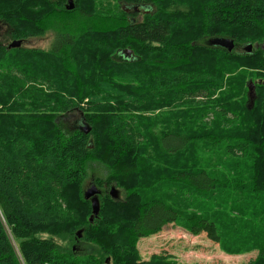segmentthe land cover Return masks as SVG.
<instances>
[{
  "label": "trees",
  "instance_id": "trees-1",
  "mask_svg": "<svg viewBox=\"0 0 264 264\" xmlns=\"http://www.w3.org/2000/svg\"><path fill=\"white\" fill-rule=\"evenodd\" d=\"M71 1L73 9L67 8L69 0H0V23L11 28L12 44L49 29L57 34L46 55L0 44V264L110 263L100 255L111 257L112 264H135L136 242L174 223L192 235L205 233L231 255L259 249L250 264H264V82L254 83L253 105L245 94V111L236 116L243 124L236 130L199 135L165 131L155 139L160 151L155 153L162 157L196 148L194 161L170 162L161 174L207 195L202 201L210 206L192 210L146 198L143 189H135L141 173L136 167L138 173L129 171L149 149L139 152L146 146V131L163 124L145 115L162 112L169 104L182 109L215 104L221 83L213 78L228 71L229 60L244 64L253 56L240 52L243 46L261 47L264 0H151L149 4H163L162 12L152 17L148 8L139 23L111 18L97 11L93 0ZM122 1L130 3L125 12H138L140 1ZM215 39L231 40L235 49L213 45ZM83 42L89 61L82 67L74 49ZM259 52L256 69L264 75V51ZM67 61L77 65L75 76L79 74L72 86L73 77L59 70ZM145 64L150 66L145 69ZM228 87L233 91L237 84ZM223 95L225 102L232 100ZM73 112L80 121L67 133L61 122ZM226 112L223 107L218 113L225 118ZM98 118L104 127L97 125ZM201 139L206 146L200 147ZM219 146L218 161L202 162V153H214ZM93 162L107 165V185L126 187L129 195L118 200L111 194L114 186H108L98 196L100 213L92 223V203L85 199L83 183ZM230 163L237 172L222 171ZM249 165L253 175L243 189L250 202L232 196L243 192L236 181ZM103 183L98 179L92 185ZM219 190L226 193L215 196ZM214 202L224 203L223 209L217 210ZM61 238L69 245L61 246ZM85 243L92 244L94 255L85 253ZM164 257L155 255L144 264H175Z\"/></svg>",
  "mask_w": 264,
  "mask_h": 264
},
{
  "label": "rangeland",
  "instance_id": "rangeland-1",
  "mask_svg": "<svg viewBox=\"0 0 264 264\" xmlns=\"http://www.w3.org/2000/svg\"><path fill=\"white\" fill-rule=\"evenodd\" d=\"M74 1V0H73ZM137 13L131 14L124 11L126 5L130 3H126L122 0H93L94 5H97V11H100L104 14H107L111 18L122 19L125 22H135L139 23L146 19L145 13L149 11L148 8L153 10L152 17L157 16L162 12L163 4L156 6L154 4H149L151 0H138ZM160 1V0H159ZM158 1V3H160ZM136 5V4H135ZM76 6V4H75ZM127 8V7H126ZM156 11L159 13L156 14ZM10 27L4 26L0 23V44L4 46H8L12 44V33L10 31ZM57 34L53 29H49L43 36L29 38L24 40L21 44V49L42 53L44 55L51 53L53 44L56 40ZM202 42V40H201ZM197 43V42H194ZM203 43V42H202ZM201 43V44H202ZM177 45H182L180 41L176 42ZM197 44H200L198 41ZM264 44V43H263ZM262 44V45H263ZM261 47L257 48L256 45L252 46V51L248 52L247 47L243 46L239 49L240 52H245L247 55L253 54L251 57H247L246 63L239 64L237 61L229 60V66L227 67L228 71L222 73L213 78L214 82L221 83V86L216 90L214 94V100L216 101L213 105L204 104L201 106H194L191 108L182 109L179 105H171L165 108L162 112L157 111L155 113L147 114L144 117L150 121H158L159 119L163 120L162 127L157 131L149 132L146 131V139H145V147H141L139 152H144L147 147L149 149L145 151V155L142 160L137 162L135 166L132 168L129 167V171L133 170L134 173H141V180L136 184L135 189L141 188L143 189V196L146 198H160L164 200L167 204H171L175 207H180L182 205L187 206L189 209L191 207L192 210L196 209H204L207 206H210V203L206 200L202 201L207 197V195H201L195 193L191 188L186 186H181L179 184L174 183L172 180L170 181L167 176L161 174V171L168 165L170 162L177 161H194L196 155V148H191L187 152L179 156H164L163 157L156 152L159 151L157 144L155 145V139L157 136L165 131H176L188 134L199 135L203 132H217V133H229L230 130H236L235 126H241L243 123L241 121L237 122L239 118L236 116L241 114L242 111H245V94L249 93V87L246 88V84L249 81H253V84L256 85L264 82V75L259 73V70L256 69L257 62L261 51ZM86 44L81 43L77 45L74 49V57L78 58V63L80 62V66L83 67L82 63H87L89 61V54L86 50ZM12 49V48H11ZM8 50V49H7ZM264 51V50H263ZM73 57V58H74ZM257 57V58H256ZM38 64H41L38 61ZM150 65L145 64L144 67L147 69ZM48 68H53L51 65ZM77 65L73 61H67L65 64L59 66V70H62L64 73L70 74L73 78L70 80L71 83L68 86H72V81L74 79L79 78V74L75 76V72ZM154 68V67H151ZM86 72H88V69ZM85 72V73H86ZM231 81H234L230 84ZM235 90L231 91L228 85H236ZM250 84V83H249ZM255 86V85H254ZM224 93H227V97H231L232 100L229 102H225ZM206 94V93H205ZM205 98V95L202 96ZM201 100V98H199ZM223 104V105H222ZM228 104V105H227ZM223 107H227V112L225 118L220 116V109ZM162 113H165L163 116ZM140 115L136 113V117ZM225 119L227 121L225 122ZM78 121H80V115L78 112H73L66 115V119H64L61 124L62 128L65 132H71L75 127L78 126ZM142 127L144 129H148L149 122L144 120V118L139 120ZM104 127V123L101 122V119H97V125L100 124ZM248 123V122H247ZM246 123V124H247ZM245 124V125H246ZM180 126V128H179ZM227 128H225V127ZM200 147L206 146L204 139L200 140ZM220 147H217L214 153H202V162L211 160L213 162L218 161L216 155L221 153ZM160 152V151H159ZM104 158H107V154H104ZM241 164V163H240ZM106 164L102 162H93L90 163V168L87 172V178L83 183L84 193L92 186L93 181H97L98 179L103 181L102 186L97 185L98 190L101 194L107 193L108 186H114L115 184L110 183L107 185L108 178V168L105 166ZM137 168L138 172L134 169ZM220 168L221 165H218ZM251 165H249V170H245L242 172L241 177L236 181L241 188L243 189V184H247L248 180L252 177L253 171L250 170ZM222 171L228 174H233L238 171V167H235V163H230L229 168H222ZM251 174V176H250ZM134 183L129 182L128 187L133 188ZM118 200H125L129 191L126 187H118ZM101 188V189H100ZM226 193L225 190H219L214 193V195ZM100 194V196H101ZM155 195V196H151ZM233 197L240 196L241 198L250 202L251 196L248 195L244 189L241 194H232ZM217 207V210H222L224 207V203L222 202H214L213 204ZM96 218H94L95 220ZM94 222V221H93ZM92 222V223H93ZM81 232L82 231H78ZM57 242L61 246H68V240L61 238L57 239ZM19 242L14 241L13 244L17 249H19ZM85 253H91L94 255V247L92 244L85 243ZM135 249L138 252V256L136 255L137 260L135 264H144L151 260V258L155 255L164 257L170 256L176 262L175 264H250L251 261L257 258L260 253L259 249H255L254 251L240 253L236 255H231L230 253H225L220 244L214 243L208 239L205 233L200 235H192L184 226L180 223H174L165 226L160 232L152 234L148 237L141 238L136 242ZM103 251H105L103 249ZM96 252H99V248H96ZM63 258V257H62ZM87 257L80 258V260H85ZM103 261L110 262L112 264V259L109 256L100 255ZM167 263H172L168 260V257H164Z\"/></svg>",
  "mask_w": 264,
  "mask_h": 264
},
{
  "label": "water",
  "instance_id": "water-1",
  "mask_svg": "<svg viewBox=\"0 0 264 264\" xmlns=\"http://www.w3.org/2000/svg\"><path fill=\"white\" fill-rule=\"evenodd\" d=\"M69 4L70 6H68V9H73V5H72V1L69 0ZM22 42H18V43H13L10 46L11 48L17 47V46H21ZM213 45L216 46H222L228 49V51H233L235 49V43L231 40H226V39H215L212 42ZM247 51L251 52L252 51V45H249L247 47ZM125 55H127L128 57L132 55V51L131 50H125ZM249 100L251 102V105L254 104V100H255V86L253 84V82H250L249 84ZM82 129L85 130L86 133L90 132V129L86 126H82ZM111 194L113 195L114 198L118 197V194L115 192V189L111 190ZM100 195V191L98 190V188L95 185H92L85 193V199L86 200H90L92 203V208H93V215L90 218V221L93 222L94 218L98 217L99 213H100V201L98 196ZM79 237H81V232H79Z\"/></svg>",
  "mask_w": 264,
  "mask_h": 264
},
{
  "label": "flooded vegetation",
  "instance_id": "flooded-vegetation-1",
  "mask_svg": "<svg viewBox=\"0 0 264 264\" xmlns=\"http://www.w3.org/2000/svg\"><path fill=\"white\" fill-rule=\"evenodd\" d=\"M262 49L264 50V44L262 45Z\"/></svg>",
  "mask_w": 264,
  "mask_h": 264
}]
</instances>
